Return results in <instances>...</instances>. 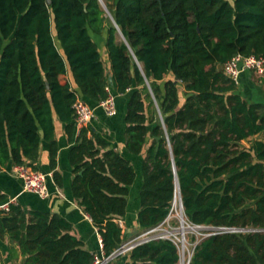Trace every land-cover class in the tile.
<instances>
[{"label":"trees","instance_id":"obj_1","mask_svg":"<svg viewBox=\"0 0 264 264\" xmlns=\"http://www.w3.org/2000/svg\"><path fill=\"white\" fill-rule=\"evenodd\" d=\"M102 1L107 11L99 0H0V164L34 168L43 137L54 167L53 112L71 140L76 93L92 107L108 92L126 94V155L89 126L68 151L72 195L103 253L123 241L118 219L140 173V229L167 216L177 178L186 220L216 228L195 244L189 264H264V139L240 144L264 135V102L243 98L222 70L238 53L264 55V0ZM103 32L108 69L93 38ZM70 229L57 213L19 203L0 209V238L18 246L21 264H93ZM113 264H180L179 252L152 239Z\"/></svg>","mask_w":264,"mask_h":264},{"label":"crops","instance_id":"obj_2","mask_svg":"<svg viewBox=\"0 0 264 264\" xmlns=\"http://www.w3.org/2000/svg\"><path fill=\"white\" fill-rule=\"evenodd\" d=\"M93 38L97 42L96 38ZM99 48L100 50L102 49L101 55L108 69L109 59L104 42L102 47L99 46ZM250 75L249 73H244L241 76L240 83L248 79ZM67 77L75 85L70 71ZM115 98L116 113L112 116H106L99 107H95V116L90 122L89 127L108 142L109 148H113L120 154L126 155L124 113L127 95L118 94L117 96L115 95ZM52 120L54 125L53 139L57 145L55 166H50V144L42 137L38 157L33 167L45 173L52 172V175L54 172H57L60 175L59 182H56L54 177L48 178L49 196L42 199L34 193L23 190L21 179L12 173L14 163L8 161L3 165L0 164V193L5 196L6 201L19 203L27 210H41L61 215L70 223V233L82 242L83 247L94 254L100 255L103 253V249L97 228L93 225L90 217L78 204V201L73 197L71 192V181L74 173L73 166L68 158V151L75 143L77 131H75L72 139L69 140L65 131V124L59 120L55 112L52 114ZM144 152L145 148L142 151L143 156L145 155ZM140 176V173H138L136 181L130 186L129 197L133 200V208H129L126 215L121 219L123 235L129 232L131 228L135 230L130 235L131 237L142 232L135 218L137 210L136 196L140 186ZM21 259L22 256L18 246L11 243L7 235L0 238V264H21Z\"/></svg>","mask_w":264,"mask_h":264},{"label":"built area","instance_id":"obj_3","mask_svg":"<svg viewBox=\"0 0 264 264\" xmlns=\"http://www.w3.org/2000/svg\"><path fill=\"white\" fill-rule=\"evenodd\" d=\"M222 70L235 82L236 85L240 83L241 76L244 73L264 76V55H259V56L254 54L243 55L238 53L232 56L228 61H226L222 65ZM96 107H99L106 116L114 115L116 113L115 95L111 92H108V95L105 97V99L99 101ZM72 109H73V121L75 123V129L77 132L81 128L90 125V122L95 116V107H92L87 102H85L79 93H76L75 100L73 101L72 104ZM12 173L13 175L21 179L22 188L24 191L34 193L42 199L47 198L49 196L47 179L53 177L52 172L45 173L25 164H14L12 167ZM179 191L180 190H178L175 187L173 195L175 196L176 193L179 195L180 207L182 209L180 214L177 215L173 214L172 208L170 206L167 216L160 223H158L156 226L152 228L142 230V232H140L139 234L128 239L126 242L121 243V245L109 255H105L104 253L100 255L94 254L93 264H113L114 258L116 256L123 255L128 251H130L134 246L141 244L143 242H147L152 239H168L172 241L178 248V241L175 232L177 228L172 224H173V218L175 216H178L180 218V215L184 214ZM9 203H11V201H6L0 204V209L8 210ZM186 222L190 223L187 220ZM118 223L122 229L123 225L121 219H118ZM193 225L195 224H191V223L187 224V229H191ZM182 227L183 226H181V233L183 234L185 229H182ZM218 229L224 231L241 230V229L224 228V227ZM211 233L214 232H210L207 235Z\"/></svg>","mask_w":264,"mask_h":264},{"label":"rangeland","instance_id":"obj_4","mask_svg":"<svg viewBox=\"0 0 264 264\" xmlns=\"http://www.w3.org/2000/svg\"><path fill=\"white\" fill-rule=\"evenodd\" d=\"M93 36L96 38L98 45L100 47H102L103 42H104L103 37L105 36V32H103L99 36H96L94 34H93ZM116 38L118 41L122 40L121 36L119 35V33L117 31H116ZM100 51H102V49ZM179 90H180L179 95H180V99L182 102L184 100L185 96H184L183 87L181 85L179 86ZM237 91L243 98H245L249 102H264V76L251 74L248 79H246L245 81H243L242 83H239L237 85ZM256 139H264V135L261 133V134H257V135L248 137L247 139L240 142L241 147L249 148L251 146L252 142ZM129 208H131V209L133 208V200L130 197H129ZM171 208H172L173 214H176V215L180 214L182 209L180 207L179 196H177V198H175V196L173 195ZM187 224H190V223H187V222L185 223L184 217H183V226H184L185 230L182 234L181 233V226L182 225H181L180 218L178 216H175L173 218V224L172 225L177 228L175 232H176V237H177V241H178L179 263H181V261H183L184 262L183 264H189L191 256L193 254L194 245L204 235H207L208 233L213 232L215 230V228L213 226H208V225H201V228L196 229V230L186 229ZM134 232H135V230H133V228H131V230L129 232L124 234L122 236L123 237L122 243H124L128 239L134 237L135 235L132 237L130 236ZM182 240H183V242H182Z\"/></svg>","mask_w":264,"mask_h":264},{"label":"water","instance_id":"obj_5","mask_svg":"<svg viewBox=\"0 0 264 264\" xmlns=\"http://www.w3.org/2000/svg\"><path fill=\"white\" fill-rule=\"evenodd\" d=\"M99 1H100L101 5H102L103 9H105V10L107 11V9H106L105 4L103 3V1H102V0H99ZM47 2L50 3V0H47ZM108 15H109V17L111 18V20L113 21V25L116 27V30H117V32L119 33V35L121 36L122 40H123V41H126L125 38H124V36H123V34L121 33L119 27L115 24V22H114L112 16H111L109 13H108ZM173 171H174V173H175V166H174V164H173ZM175 187L179 190V185H178L177 178L175 179ZM179 192H180V191H179ZM180 200H181V195H180ZM181 204H182V200H181ZM182 207H183V205H182ZM198 228H201V226H200V225H193V226L191 227V229H193V230H196V229H198Z\"/></svg>","mask_w":264,"mask_h":264},{"label":"bare ground","instance_id":"obj_6","mask_svg":"<svg viewBox=\"0 0 264 264\" xmlns=\"http://www.w3.org/2000/svg\"><path fill=\"white\" fill-rule=\"evenodd\" d=\"M177 196H179L177 193H176V195H175V198H177ZM183 217H184V222L186 223V218H185V216H184V214H181L180 215V220H181V224H182V226H183ZM182 229H184V226L182 227ZM187 229V228H186ZM183 242V241H182ZM183 245V244H182ZM185 247V246H184ZM184 262L183 261H181V263L180 264H183Z\"/></svg>","mask_w":264,"mask_h":264}]
</instances>
